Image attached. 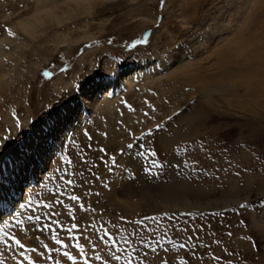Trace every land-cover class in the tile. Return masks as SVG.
I'll use <instances>...</instances> for the list:
<instances>
[{
    "label": "rangeland",
    "instance_id": "1",
    "mask_svg": "<svg viewBox=\"0 0 264 264\" xmlns=\"http://www.w3.org/2000/svg\"><path fill=\"white\" fill-rule=\"evenodd\" d=\"M0 66V264H264V0H0Z\"/></svg>",
    "mask_w": 264,
    "mask_h": 264
},
{
    "label": "bare ground",
    "instance_id": "2",
    "mask_svg": "<svg viewBox=\"0 0 264 264\" xmlns=\"http://www.w3.org/2000/svg\"><path fill=\"white\" fill-rule=\"evenodd\" d=\"M75 1H79V3H83V4H86L89 2V0H75ZM50 3H53L52 1H50ZM49 3V5L46 4L45 7H53L51 6ZM42 7V6H41ZM43 10L47 11V9H50V8H45ZM40 8V7H39ZM86 8V7H85ZM40 10V9H39ZM52 10V8L50 9ZM38 12V11H37ZM49 12V11H48ZM46 12V14L48 13ZM56 13V12H55ZM52 13H49L47 14L48 16H51ZM35 18L36 16L33 15ZM53 17L55 15H52ZM19 24V28L21 31L23 32H29L31 31V26L27 23V22H22V21H19L18 22ZM28 24V25H27ZM1 67V66H0ZM123 80H126L127 81V78L126 77H123L121 81ZM129 82V81H128ZM114 87V86H113ZM113 87L112 89L110 88L109 90V93L113 92ZM97 94H100L99 92L97 93V91L94 93V97H97V96H100V95H97ZM91 103L92 100L90 101ZM108 103V102H107ZM94 105V104H93ZM62 113V112H61ZM81 121V120H80ZM81 123V122H80ZM79 125L76 124V126ZM69 128V127H68ZM73 128V127H72ZM71 128V129H72ZM41 129V130H40ZM38 130H40V132L43 131L42 128H40ZM36 132V133H35ZM38 132L35 131L34 129V134L32 135L31 137V141L28 142V144L23 148V151H24V154L21 155L19 158H17L16 156H11V157H8V158H3L5 153L2 154V156L0 157V162L2 163V165H0V186H4L3 182L6 181L7 182H11L14 180L15 178V182H16V178H19L21 175H23L25 172H26V167H27V159L29 158L30 154H28V152L30 153V150L31 148H33V145L35 143L36 140H38ZM41 141V138L40 140L38 141V143H40ZM27 143V142H26ZM38 145V144H37ZM39 147V146H38ZM35 148V146H34ZM36 149V148H35ZM39 151H41V148L39 147L38 148ZM36 150V152L38 151ZM32 152V151H31ZM6 157V156H5ZM25 162V163H24ZM2 171V173H1ZM1 174L3 175V177H1ZM19 181V180H18ZM115 187V186H114ZM113 187V189H114ZM8 190V189H7ZM2 192V191H1ZM5 194V193H4ZM1 196V194H0ZM169 199H178V197H180L179 195H177L174 191L172 193H169L168 195ZM2 198H3V195H2ZM1 203V201H0ZM10 221V220H9ZM7 226H0L2 227L3 231H6V227H8L9 223L6 222ZM11 225L13 226L12 222H10ZM10 225V226H11ZM85 231L87 232L88 231V227H85ZM83 231L82 235L79 237V238H73L71 235H68V234H63V235H60L58 237H56L55 239H52V238H49L50 240V243H49V246H50V252L48 254V256L46 257V254L44 251H40L39 249V252L41 254L40 256V260L43 259V264H46L47 261L45 260L44 261V258H47L48 259V263L49 264H80L83 260V256L86 255V252H87V249L84 247L86 241H87V237L84 235H86V232ZM2 232V230H1ZM5 235V234H4ZM4 238V236H3ZM56 239L60 240L63 242V245H66V246H62L61 244H57L56 243ZM4 240V239H3ZM1 242V240H0ZM4 243V242H3ZM47 243V242H46ZM43 244V243H41ZM14 245V244H13ZM43 246V245H42ZM48 246V247H49ZM16 247V246H15ZM5 248V247H4ZM76 248V249H75ZM1 249V248H0ZM13 249V248H12ZM47 249V248H46ZM4 250V249H2ZM10 250V249H9ZM1 251V250H0ZM17 251V250H16ZM3 252V251H2ZM11 252V251H10ZM37 252V253H39ZM67 252L69 253L73 258L74 260H69L68 257H66L64 255V253ZM73 252H76L77 253V256H76V253L74 254ZM14 253V252H13ZM25 253V252H24ZM21 254V253H20ZM43 254V255H42ZM45 254V255H44ZM1 255V254H0ZM15 255V254H13ZM19 256V254H17ZM39 256V255H38ZM51 257V258H49ZM82 257V258H81ZM15 258V257H14ZM42 258V259H41ZM22 259V258H21ZM75 260L77 262H75ZM16 261V260H15ZM31 261H33V259H31ZM39 261V260H38ZM16 263V262H15ZM27 263H29V260L27 261Z\"/></svg>",
    "mask_w": 264,
    "mask_h": 264
},
{
    "label": "snow or ice",
    "instance_id": "3",
    "mask_svg": "<svg viewBox=\"0 0 264 264\" xmlns=\"http://www.w3.org/2000/svg\"><path fill=\"white\" fill-rule=\"evenodd\" d=\"M162 2H163V0H162ZM10 34H11V33H10ZM128 147L131 148V147H133V145L130 144V145H128ZM153 155H155V154L153 153ZM70 199H72V200H78L79 198L73 196V197H70ZM81 207H83V205H81ZM241 207H244V205H241ZM31 219H33V218H32V217H29V220H31ZM35 219H36L37 221H39V220H40V217H36ZM72 227H73V228H76L77 225L74 224ZM47 228H50V225H47V224H46V225H43V228H42L41 230H43V229H47ZM53 231H54V230H53ZM69 231H71V229H69ZM105 235H107V233H105ZM53 238L55 239V236H54ZM101 239H103V237H102ZM15 243H16V245H17L18 247H20L21 249L25 248V245H24L23 243H21V241H20L19 239H15ZM56 243H57V244H61L62 246H66V245H63V242L60 241V240H58V239H56ZM44 247L47 248V245H45ZM181 247H183V245H182ZM32 251L35 252L36 249H32ZM50 251H51V250H50ZM64 255H65L66 257H68L69 260H74V258H73L69 253L65 252ZM49 258H51V257H49ZM116 259H119V257H116ZM21 264H22V262H21ZM29 264H34V262L31 261V260H29Z\"/></svg>",
    "mask_w": 264,
    "mask_h": 264
},
{
    "label": "water",
    "instance_id": "4",
    "mask_svg": "<svg viewBox=\"0 0 264 264\" xmlns=\"http://www.w3.org/2000/svg\"><path fill=\"white\" fill-rule=\"evenodd\" d=\"M148 34H149V30L146 29V30L143 31V33H142V37H143V38H146V37L148 36Z\"/></svg>",
    "mask_w": 264,
    "mask_h": 264
}]
</instances>
